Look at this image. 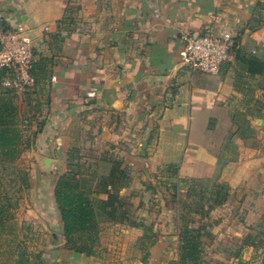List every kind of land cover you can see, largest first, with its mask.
<instances>
[{
    "label": "crops",
    "instance_id": "crops-1",
    "mask_svg": "<svg viewBox=\"0 0 264 264\" xmlns=\"http://www.w3.org/2000/svg\"><path fill=\"white\" fill-rule=\"evenodd\" d=\"M19 25L40 62L33 104L19 112L37 111L32 130L44 122V179L86 130L101 151L123 148V168L141 179L228 185L222 223L264 218V0H0V35ZM204 31L231 45L217 73L185 60L184 38Z\"/></svg>",
    "mask_w": 264,
    "mask_h": 264
},
{
    "label": "rangeland",
    "instance_id": "rangeland-1",
    "mask_svg": "<svg viewBox=\"0 0 264 264\" xmlns=\"http://www.w3.org/2000/svg\"><path fill=\"white\" fill-rule=\"evenodd\" d=\"M20 78L14 72L0 79V97H11L8 91L15 89L25 97L21 109L19 104H14L18 108L16 125L24 138V144L20 146L23 152L10 160V157L2 156L0 148V206L10 205L18 232V239L10 248L3 244L6 253L15 251L17 255L24 246L29 255L41 252L44 258L48 250L59 251L47 261L43 262L41 258L43 263L32 259V263L38 264H175L179 259V234L186 218L195 221L194 227H203L205 247L198 264H264V218L254 226H245L241 223L244 216L240 213L236 219L240 222L238 225L222 223L224 218L215 215L216 208L208 217L196 213L204 193L205 208L213 204L208 202V197L219 185L217 181L199 180L194 192L190 193V183L179 182L171 174L164 176L159 173L147 180L138 177L140 172L137 171L123 176L125 168L119 149L122 152L124 149L111 145L101 151L98 145H93L91 133L86 130L82 131L83 144L67 151L63 161L53 157L57 162L50 163L53 169L49 173L51 178L44 179L48 173L43 170L44 164H37L39 157L36 155L40 146V122L36 121L38 128L32 130V116L26 117L37 111L28 110L23 115L24 109L33 104L30 97L36 84L33 82L31 87ZM19 111L23 112L20 114ZM65 173L80 179L82 189L94 196L98 206L99 242L96 253L88 258L67 259L64 256V250L73 252L65 246L60 213L51 188ZM111 194L119 199L110 197ZM8 199H11L10 203ZM102 200L107 204L101 205ZM233 216L228 215L229 218ZM7 233L5 231L1 235L3 239L10 235Z\"/></svg>",
    "mask_w": 264,
    "mask_h": 264
},
{
    "label": "trees",
    "instance_id": "trees-1",
    "mask_svg": "<svg viewBox=\"0 0 264 264\" xmlns=\"http://www.w3.org/2000/svg\"><path fill=\"white\" fill-rule=\"evenodd\" d=\"M5 32H12V30L6 29ZM37 63L38 65L36 66V61L33 62L30 69V74L35 84L38 82L36 68L40 70V62ZM7 74L13 75V68L9 66L0 67V79H2V77L4 78ZM8 92L12 94L11 97H0V148L2 156L10 157V160H14L23 152L20 146L24 144V138L15 120L18 115V108L14 105V98H16V95H13V90ZM43 125V121L39 123V134L41 133ZM119 164L121 165V162H118V165ZM172 172L174 173L175 170ZM122 174L127 177L128 170L123 169ZM178 181L189 182L190 193H192V191L194 192V186L196 182H199L197 179H178ZM26 184L28 188L29 184L27 181ZM81 185L82 182L80 179L76 178L75 175L65 173L56 181L54 196L55 202L58 205L63 234L66 240L65 246L76 255L92 256L96 253L95 248L99 242L98 206L96 205L94 196L82 189ZM205 196L206 193H204L200 199L198 203L200 209L197 210L196 213L201 214L203 217H208L212 210L227 203L230 196V188L226 184L217 185V188L209 195L210 197H208V202H213L208 208L204 206L206 202ZM110 197H114L116 200L119 199L117 195L113 194H111ZM8 202L10 203L11 199H8ZM101 203V205H105L107 201L102 200ZM101 205H99V207ZM188 207L190 208V205H188ZM9 209L10 205L0 206V238L2 242L0 244V264H8L12 261H14V264H38L32 263V259L40 262L42 258L41 252L35 255H29L24 246H22L21 250L17 251V255L15 251H8V253H6L4 250L3 244L10 248L12 243L16 242L18 239V232L16 231L13 221L14 214L11 213ZM194 225V220L183 219V226L179 234V259L175 264H198L202 259L205 247L202 233L203 227L200 226L196 228ZM5 231L13 237L11 238L9 235L3 239L1 235ZM155 242L156 241L152 242L150 245L153 246ZM5 254H7L6 257Z\"/></svg>",
    "mask_w": 264,
    "mask_h": 264
},
{
    "label": "built area",
    "instance_id": "built-area-1",
    "mask_svg": "<svg viewBox=\"0 0 264 264\" xmlns=\"http://www.w3.org/2000/svg\"><path fill=\"white\" fill-rule=\"evenodd\" d=\"M24 28L19 25L16 31L0 35V67L9 66L18 74L20 80L30 83L34 79L30 74L35 61L33 44L21 35ZM185 40V60L188 67L204 73H217L230 61L231 45L229 40L216 37L210 31L188 35ZM9 83H7L8 85Z\"/></svg>",
    "mask_w": 264,
    "mask_h": 264
},
{
    "label": "water",
    "instance_id": "water-1",
    "mask_svg": "<svg viewBox=\"0 0 264 264\" xmlns=\"http://www.w3.org/2000/svg\"><path fill=\"white\" fill-rule=\"evenodd\" d=\"M21 36H22L23 38H26V39H27V35H26V33H23Z\"/></svg>",
    "mask_w": 264,
    "mask_h": 264
}]
</instances>
